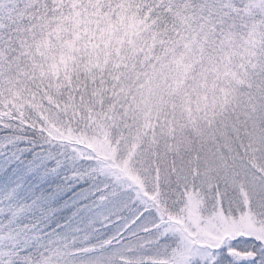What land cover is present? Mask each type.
<instances>
[{"label": "snow or ice", "instance_id": "6c2138e0", "mask_svg": "<svg viewBox=\"0 0 264 264\" xmlns=\"http://www.w3.org/2000/svg\"><path fill=\"white\" fill-rule=\"evenodd\" d=\"M0 264H264V0H0Z\"/></svg>", "mask_w": 264, "mask_h": 264}]
</instances>
